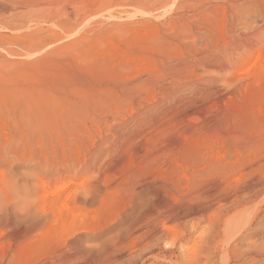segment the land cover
<instances>
[{
	"label": "rangeland",
	"instance_id": "374dc122",
	"mask_svg": "<svg viewBox=\"0 0 264 264\" xmlns=\"http://www.w3.org/2000/svg\"><path fill=\"white\" fill-rule=\"evenodd\" d=\"M141 2L0 0V173L27 180L45 213L20 223L10 207L0 245L30 231L21 264H223L222 249L227 264H264V75L251 67L264 14L225 17L212 56L171 82L162 66L201 43L153 51Z\"/></svg>",
	"mask_w": 264,
	"mask_h": 264
},
{
	"label": "bare ground",
	"instance_id": "6f19581e",
	"mask_svg": "<svg viewBox=\"0 0 264 264\" xmlns=\"http://www.w3.org/2000/svg\"><path fill=\"white\" fill-rule=\"evenodd\" d=\"M170 1L171 0H142V2L140 4V7L143 9V12H141L142 18H140L138 22L141 23V25L139 26L141 34L146 37L145 39H148V40L151 39V42L153 44H155L153 49H152L153 51H155L154 48L157 50L158 42L163 43V42H167V40L168 41L171 40L170 42L174 41V43L177 44V42H183L184 40L188 39L189 35L194 36L195 34H197V36H198L197 40H199V42L201 44L199 47H195V49L192 53L194 55L191 58V60H188L187 63L183 62L185 64H182V63L180 65L178 64L179 66H177V65L175 66L173 64L175 67L174 69H172V68L167 69L166 68L167 64H165V63L164 64L166 66L165 65H164L165 67L162 66L163 69L165 68V70H163V71H165V73L162 72L163 74L161 73L160 75H164V77H168V79L171 80V82L173 79L175 81V79H177V78L189 76V74L191 72V67L193 66V64H204V60L205 61L207 60L205 58L207 56H210L211 54H213V51L208 49L209 46L207 45V43L208 44L213 43V45H215L216 37L220 34L221 31H223L224 23L227 22V20H226L227 18H225V17H229L230 19L232 18V20L230 22V25H231L233 23V19L238 17V13L240 11H247V12H251L253 14L254 13H263L264 14V0H204L203 2L200 1L197 4H196L197 0H172V4H175V7L173 8L172 14L169 15V17L166 16L167 18H163L164 17L163 16L162 17L163 19L161 18L162 20L158 21L160 17L156 18L155 16L159 15V10H161V7L163 5L165 7V5H167V3ZM217 11H220V13H221L220 16H216V15H218L216 13ZM260 15H262V14H260ZM214 16H216V17H214ZM263 17L264 16H262V19H263ZM155 18L158 20L156 21ZM168 18H170V19L166 20ZM193 28H194L195 33L192 31ZM236 37L239 40L240 36H236ZM194 40L195 39H193V40L191 39L190 40L191 43L194 42ZM167 44H168V42H167ZM170 47H172V46H170ZM163 49H165V48L163 47ZM202 51H205V52H202ZM143 59H142V62H143ZM169 60H167V61H169ZM191 62H192V65H190ZM160 64H161V62H160ZM170 64H172V63H170ZM251 67L254 68V73L256 75L259 76L261 73L264 75V59H262L259 54H257L255 56V59L251 65ZM153 71H154L153 72L154 74H157L159 76V74L156 73V72H158V69L156 67L153 68ZM142 87H143V90L146 91V94L147 93L149 94L151 92L155 96V91H156L155 85L142 83ZM153 95H151L152 98H153ZM115 107H116V105H115ZM144 117H146V116H143V118ZM148 121L149 120H147V122ZM144 123H146V122H144ZM155 150L156 149L153 147H146V149H145V151L147 153H153V152H155ZM58 189L59 188H55V189L51 190L50 192L47 191L42 196L43 203L49 201L48 203H46V204H48V206H50V203L55 204L54 200H56V198H58L57 197L58 193H59ZM68 196H69V194H68ZM82 196H84V195H82ZM55 208H56V206H55ZM41 220H42V218L39 219L40 222H41ZM60 223H61V221H60ZM73 223H74V221H73ZM30 227H32L31 224H30ZM30 227H28V228L30 229ZM33 231H35V230H33ZM31 232H32V230H31ZM8 235L4 241V243H6V241H7V243L5 245H3V243H1V245H0V251H1V256H2V257L0 256V264H3L4 262H6V264H14V263L17 264L20 262L19 261L21 259L20 255L23 252V249H22V246H20V243L22 241H25L26 240L25 238H28V236L31 235V233H30V231L25 230V232H22V233H17V234L13 233L12 235L11 234H8ZM2 238L4 240V237H2ZM2 238L0 239L1 241H2ZM28 242H26L27 248L29 247L28 245H30V243H28ZM63 244H61V245H63ZM23 248H26V246ZM4 249H6L5 251L8 250V252H5ZM259 249L255 252V256L257 257L256 260L262 261V260H264V245L261 246L260 250ZM15 250H17V251H15ZM226 252H227L226 250L222 249L221 255L219 257V259L223 260V264L228 263V256H227ZM6 255H9L10 258H6ZM22 261H24V260H22ZM26 262L27 261H24L22 264H27ZM20 264H21V262H20Z\"/></svg>",
	"mask_w": 264,
	"mask_h": 264
},
{
	"label": "clouds",
	"instance_id": "9594fccd",
	"mask_svg": "<svg viewBox=\"0 0 264 264\" xmlns=\"http://www.w3.org/2000/svg\"><path fill=\"white\" fill-rule=\"evenodd\" d=\"M26 176L32 180L36 178L35 173ZM10 207L20 223L45 214L40 209L38 198L32 193L31 185L27 180L16 177L11 167L0 173V220L7 218Z\"/></svg>",
	"mask_w": 264,
	"mask_h": 264
}]
</instances>
